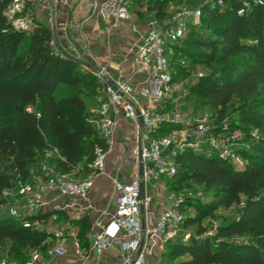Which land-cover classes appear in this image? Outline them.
Instances as JSON below:
<instances>
[{
    "label": "trees",
    "instance_id": "16d2710c",
    "mask_svg": "<svg viewBox=\"0 0 264 264\" xmlns=\"http://www.w3.org/2000/svg\"><path fill=\"white\" fill-rule=\"evenodd\" d=\"M9 1L0 0V200L5 188L28 178V168L43 157L44 150H52L47 159L57 170L77 168L76 172L85 173L93 171L87 164L94 147L108 148L84 99L88 91L83 86L97 88L96 79L77 58L60 53L47 24L33 20L28 30L14 28L3 13ZM184 2L200 8V20L189 24L172 45V79L188 72L184 58L207 67L208 72L196 76L187 88L194 114L207 110L216 122L213 130L238 128L259 135L235 150L244 159L242 164L190 149L175 155L177 170L169 177H175L177 184L190 179L213 193L216 204L240 206L236 218L216 227V240L195 234L175 242L169 238L161 256H170L165 259L174 264H264V0L261 4L256 0H223L221 5ZM135 4L145 5L135 10L140 17L147 13L161 20L169 13L166 0H129L130 7ZM197 28L208 34L199 35ZM221 118L226 119L225 128L217 124ZM164 185L165 192L172 189ZM193 206L196 212L182 215L180 227L194 224L201 233L205 229L201 220L212 214L213 207ZM50 213L19 218L0 213V252L7 259L23 261L32 248L44 251L49 235L33 222ZM55 213L58 219L68 216L62 209ZM74 224L78 242L86 248L87 215L81 213ZM241 234L247 240L234 241L232 237Z\"/></svg>",
    "mask_w": 264,
    "mask_h": 264
},
{
    "label": "built area",
    "instance_id": "2783aa9c",
    "mask_svg": "<svg viewBox=\"0 0 264 264\" xmlns=\"http://www.w3.org/2000/svg\"><path fill=\"white\" fill-rule=\"evenodd\" d=\"M27 1L10 0L3 10L14 28L28 30L33 24L31 14L23 12ZM37 1L48 6V0ZM205 1L210 5L223 2ZM256 2L261 4L262 0ZM92 3L96 8L95 15L107 24L108 29L120 25L129 16L128 0ZM237 13H242L241 7ZM199 20L200 8L184 4L161 20L148 17L141 29L134 24L131 26L135 35L128 42L125 54L117 56V59L108 55L104 61L81 66L98 82L90 120L99 135L108 146L118 133L127 135L128 140L121 161L129 171L112 177L111 208L106 212L105 221L92 234L91 246L97 257L103 256L110 246L117 243L120 248L117 264H174L173 260L163 258L155 245L180 230L182 214L178 205L181 197L169 190L163 197L165 205L153 221L146 222L143 216L151 214L149 204L152 195L162 196L165 185L162 183L160 186L157 182L176 172L175 155L190 149L206 155L214 153L236 164L244 162L242 156L230 147L226 129L213 130L216 122L212 118L203 113L190 114L179 107L182 85L172 79V45L189 24H197ZM51 25L53 42L55 27ZM163 43H166L165 47ZM64 49L70 54L75 50L71 44ZM120 62H128L126 68L119 65ZM113 63L115 65L112 66ZM217 124L225 128L226 119H219ZM105 152L98 146L94 147L93 159L87 164L92 172L103 170ZM51 154L52 150H44L43 157L28 168L27 179L17 180L13 187L2 191L0 213L19 218L49 211L50 217L55 219V211L67 205L64 202L66 198H82L87 194L90 179L75 177L73 173L77 168L57 170L48 162ZM46 252L60 255L64 249L54 245L46 248ZM38 258L39 252L35 250L23 261L0 257V264H34Z\"/></svg>",
    "mask_w": 264,
    "mask_h": 264
},
{
    "label": "crops",
    "instance_id": "0c3cea01",
    "mask_svg": "<svg viewBox=\"0 0 264 264\" xmlns=\"http://www.w3.org/2000/svg\"><path fill=\"white\" fill-rule=\"evenodd\" d=\"M93 1L95 4H97L101 0H53L51 17V8L49 2L48 6H46V8L49 10H46L45 6L43 7L41 4L37 5V0H28L23 12L35 14V16L38 17V20L45 19L44 17H47L48 14V19L51 24L54 23L57 26H61L57 28L55 41H57L63 49L68 44L73 45L75 48L74 43L77 42V39L85 45L89 44L88 48L91 51V54L85 56V60L89 65L90 63L86 59L87 56L92 58L93 64L104 61L108 55H114L117 59V56L125 54L128 42L133 37V35H135V32L132 31L131 26L134 24L138 27V29H141L144 21L149 16L144 14V16L140 17L135 11L131 9L128 0V18L122 21L120 25L108 29L107 24L95 15L96 8L93 6ZM142 8L143 7L140 9ZM26 10H31V12H27ZM65 25H76L75 32L78 35L76 34V36L73 37L74 35L70 36L69 32L63 31L62 26ZM72 39H75V41ZM72 55L76 56L74 54ZM76 58L78 57L76 56ZM127 64L128 62L119 63V65L124 68H126ZM113 65H115V63H113L112 66ZM127 141V135H121L120 133L116 134L115 140L110 146H108L105 152V161L102 171L73 173L75 177L89 178L91 185L84 197L66 198L64 202H66L67 205H65L62 210L68 213L72 212L73 216L76 217L81 213H85L87 215V218L90 222V228L86 235L88 238L87 247L84 248L78 242V238L76 236V225L75 230H73L72 227L69 228L67 226L68 224L61 225L65 220L60 218L58 219L57 216L55 219H52L49 215L45 219L33 222V224H41L45 222H47L46 224L53 223L52 226L47 225L46 229L48 230H45L47 233L49 232L53 234H60L64 231V229H66L65 233L61 236L57 243L48 244L46 246V248H48L50 246L60 245L64 249V253L59 255L47 253L46 249L44 251L32 249L29 254L35 250L39 252V258L34 264H117L120 249L119 244L115 243L105 251L103 256L97 257L96 252L91 246V238L93 232L102 222L105 221L107 216L106 212L111 208L112 177L115 175L119 176L122 172L127 173V168L121 161V158L125 155L127 150ZM157 183L161 186L163 181L160 180ZM164 192L165 191H163V193ZM154 196L156 200H154ZM154 201L159 202L160 204L158 207V212L165 205L163 196L154 193L149 204V210L151 211V214H145L146 216H143L146 222L149 220L153 221L155 215L158 213H154ZM51 227H54L55 229H52ZM155 248L158 253H161L163 243L159 241L156 242Z\"/></svg>",
    "mask_w": 264,
    "mask_h": 264
},
{
    "label": "rangeland",
    "instance_id": "374dc122",
    "mask_svg": "<svg viewBox=\"0 0 264 264\" xmlns=\"http://www.w3.org/2000/svg\"><path fill=\"white\" fill-rule=\"evenodd\" d=\"M37 5H42V3L40 1H37ZM139 4V2H137ZM184 0H166V4H167V10L170 12L171 10L181 6L182 4H184ZM145 5H132L131 9L133 11H135L137 8H141L144 7ZM44 7V6H43ZM46 8V7H45ZM46 10H49L48 8H46ZM27 12H31V10H26ZM146 13V12H145ZM33 16L34 20H38V17L35 16V14L31 13ZM147 15V13H146ZM45 19H40V21H42L43 23L47 24L49 26V28H51V22L48 19V14L47 17H44ZM50 22V23H49ZM54 24V23H53ZM55 27V34L57 32V28L61 27V26H57L56 24L53 25ZM63 27V31L65 32H69L70 36L75 37L76 36V25H65L62 26ZM197 32L199 35H207L208 34V30H206L205 28H197ZM78 35V34H77ZM73 41H75V39H72ZM77 42L74 43L75 45V50L71 51L72 54L76 55L78 58V62L80 63L81 66L86 65V60H85V56L86 55H90L91 51L89 50V44L85 45L83 44L81 41H78V39L76 40ZM53 44L56 46L55 44V40L53 41ZM166 46V43H163V47ZM197 50H200L199 48H197ZM182 58V57H181ZM184 58V57H183ZM185 63L187 62L188 64V72L185 75H180L179 78L177 79L182 87V95H181V99L184 98L183 103L185 102V105H183V110H185L186 112L190 113V114H194L195 109L193 107V103L191 100L186 99V95L187 93V88L189 86V84H191L196 76H199L201 74H205L206 72H208V68L200 65L198 63H190L187 59H185ZM83 69V68H82ZM82 86V85H80ZM83 88L88 91L86 92V94H84V99L86 102V106L87 109L89 111H93L95 108V100H94V96L97 93V90L95 88V86L92 85H88V86H83ZM180 99V102H181ZM203 113L205 115H207L208 111L207 110H203ZM226 135L229 137V142H230V147L233 150H236L238 147H246L247 146V140L256 138L259 133L255 132L254 130L250 131V133L248 134H244L242 132V130L238 129V128H233L231 130H226ZM244 161V160H243ZM129 169H127V173H128ZM78 176H80L79 174H77ZM163 183H166L167 186L171 185V191L175 194L181 197V201L178 205V208L180 210V213L185 216V215H191L194 214L196 212V208L193 205H198V206H203L204 204H208L210 203L211 206L213 207L212 210V214L209 216L204 217L201 220V224L203 226H205V229L203 232L201 233H197L195 231V225L194 224H188V225H184L182 227H180V230L178 231V233H176L173 237H171V242H175L178 241L180 238H183L185 235L187 238L190 234H195L199 237H203V236H209L211 238H213L214 240H216L219 236L216 234V227L221 224L222 222H226L231 220L232 218H236L238 216V209L240 206L239 204H235V203H231L228 206H222L219 204H216V196L212 194H210L208 191H204L201 187L200 184L188 179L186 180V182H183L182 184H177L176 183V178L175 177H164L163 178ZM147 187H149V185L147 184ZM166 192H164L162 194L163 197L166 196L165 194ZM3 200V199H2ZM0 200V201H2ZM154 200H156L155 196H154ZM153 208H154V213L158 212V207H159V202L154 201L153 202ZM71 217L73 218L72 220H69V222L67 221V219ZM79 216H73V213H68V216L66 217V220L63 222V224L61 225H67L69 228L72 227L73 230H75V224H74V220H76ZM61 219V217H60ZM57 220V219H56ZM55 220V221H56ZM45 223H41V224H33L34 227L39 228V229H43V230H48L47 225L48 226H52V224H46ZM61 223V222H59ZM58 223V224H59ZM56 225V224H55ZM55 227V226H54ZM54 227H51L52 229H55ZM60 230V229H59ZM61 231V230H60ZM66 229H64V231L60 234H53V233H49L48 235L49 237L46 239V244H55L57 243L61 236L65 233ZM59 236V237H58ZM234 239V241H242V240H247V236L245 234H241V235H234L232 237ZM163 249L166 250L167 246H165L166 241H163ZM32 249H37V248H32ZM31 249V250H32ZM30 250V251H31ZM187 256L186 254L183 255L182 257ZM0 257H5V255L2 253V251L0 252ZM167 258H169L170 256H167ZM164 256V258H166ZM10 258V257H9Z\"/></svg>",
    "mask_w": 264,
    "mask_h": 264
},
{
    "label": "water",
    "instance_id": "95a60500",
    "mask_svg": "<svg viewBox=\"0 0 264 264\" xmlns=\"http://www.w3.org/2000/svg\"><path fill=\"white\" fill-rule=\"evenodd\" d=\"M48 2L50 4L51 17H52V3H53V0H48ZM53 31H54V28H52V32ZM53 37H54V40H55L56 39L55 34H53ZM55 44H56L57 48L60 50V52H62V54L67 55V56H71V57H73V58L76 59V56H73L72 54L68 53L65 49H63L61 47V45L57 41H55ZM86 59L88 60V62L90 63V65L93 64V60H92L91 57L87 56ZM139 173H141V165H139ZM139 188H140V195H142V193H143V183L142 182L140 183ZM141 211H142V207H141Z\"/></svg>",
    "mask_w": 264,
    "mask_h": 264
}]
</instances>
